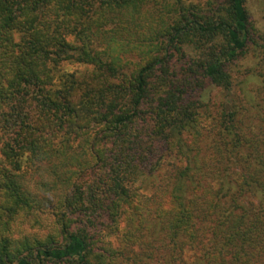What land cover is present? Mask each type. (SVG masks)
I'll return each mask as SVG.
<instances>
[{"label":"trees","instance_id":"16d2710c","mask_svg":"<svg viewBox=\"0 0 264 264\" xmlns=\"http://www.w3.org/2000/svg\"><path fill=\"white\" fill-rule=\"evenodd\" d=\"M0 264H264L249 0H0Z\"/></svg>","mask_w":264,"mask_h":264},{"label":"rangeland","instance_id":"374dc122","mask_svg":"<svg viewBox=\"0 0 264 264\" xmlns=\"http://www.w3.org/2000/svg\"><path fill=\"white\" fill-rule=\"evenodd\" d=\"M250 12L254 20V24L261 34H264V0H249ZM79 66H70V68H77Z\"/></svg>","mask_w":264,"mask_h":264}]
</instances>
